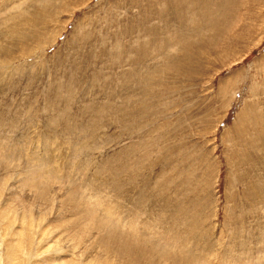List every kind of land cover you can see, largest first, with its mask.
Masks as SVG:
<instances>
[{
	"label": "rangeland",
	"instance_id": "obj_1",
	"mask_svg": "<svg viewBox=\"0 0 264 264\" xmlns=\"http://www.w3.org/2000/svg\"><path fill=\"white\" fill-rule=\"evenodd\" d=\"M0 264H264V0H0Z\"/></svg>",
	"mask_w": 264,
	"mask_h": 264
},
{
	"label": "bare ground",
	"instance_id": "obj_2",
	"mask_svg": "<svg viewBox=\"0 0 264 264\" xmlns=\"http://www.w3.org/2000/svg\"><path fill=\"white\" fill-rule=\"evenodd\" d=\"M50 151V150H49ZM46 156V155H45ZM47 166V165H46ZM29 169V168H28ZM30 172V171H29ZM34 175V178L36 179V183H37V181H39V179H41V177H42V175L39 173V172H37V173H35V174H33ZM41 176V177H38V176ZM32 178H33V176H31ZM32 180V179H31Z\"/></svg>",
	"mask_w": 264,
	"mask_h": 264
}]
</instances>
